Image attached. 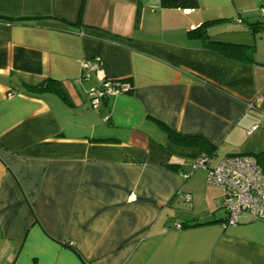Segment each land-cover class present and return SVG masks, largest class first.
<instances>
[{
  "label": "crops",
  "instance_id": "crops-1",
  "mask_svg": "<svg viewBox=\"0 0 264 264\" xmlns=\"http://www.w3.org/2000/svg\"><path fill=\"white\" fill-rule=\"evenodd\" d=\"M197 1L0 0V264H264V220L181 175L209 148L264 173V0ZM104 79L131 89L94 106Z\"/></svg>",
  "mask_w": 264,
  "mask_h": 264
},
{
  "label": "built area",
  "instance_id": "built-area-1",
  "mask_svg": "<svg viewBox=\"0 0 264 264\" xmlns=\"http://www.w3.org/2000/svg\"><path fill=\"white\" fill-rule=\"evenodd\" d=\"M259 13L264 16V6L259 8ZM101 63V58L96 56L85 60L82 65L97 70ZM130 89L131 85L126 81L104 79L97 87L90 89V102L96 106L106 97L126 93ZM247 106L251 107L252 104ZM210 160L207 154H199L190 164V171L181 175L188 177L199 168L207 169L206 184L215 186L222 192L221 207L226 211L223 226L238 224L244 212L249 213L253 220H264V173L256 158L250 154L225 156L212 168L208 167ZM190 199L189 194L184 195L186 202ZM177 227L181 225L178 224Z\"/></svg>",
  "mask_w": 264,
  "mask_h": 264
},
{
  "label": "trees",
  "instance_id": "trees-1",
  "mask_svg": "<svg viewBox=\"0 0 264 264\" xmlns=\"http://www.w3.org/2000/svg\"><path fill=\"white\" fill-rule=\"evenodd\" d=\"M160 4H161V6H163L165 8H196L198 6V1L197 0H160ZM0 18H5L7 20H14L13 18H7V17H0ZM205 25H206V22L200 24L199 26H197L196 28H194L190 32V35L201 37L202 39L208 41L210 44L217 46L218 49H220L222 52H223V46L224 45H231V46H234L235 48H237V47L242 48L243 47V45H233L230 43H223V42L208 39V35L206 34V31H205L206 30ZM259 26L260 25H258V27ZM229 51H231V50H229ZM235 52H236V55L238 58H243L246 60H252V52L251 51L245 53L243 51L240 52V51L235 50ZM108 80H110V79H108ZM122 81H124V80H122ZM51 87L54 88L55 86H53L51 80H49V79H45L44 81H41L40 83H38L37 85L34 86V88H39V89H48ZM190 141L192 143H196L199 146L201 145V143L206 142L201 137L200 138H192V139H190ZM202 149H203V147H202ZM202 151H203V153L207 154L209 156V158L212 159L213 152L210 148H209V150L203 149Z\"/></svg>",
  "mask_w": 264,
  "mask_h": 264
}]
</instances>
